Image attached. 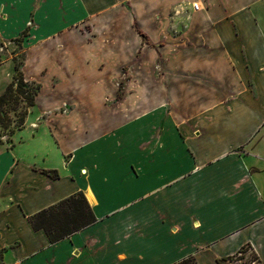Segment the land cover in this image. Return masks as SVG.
<instances>
[{
  "label": "crops",
  "instance_id": "0c3cea01",
  "mask_svg": "<svg viewBox=\"0 0 264 264\" xmlns=\"http://www.w3.org/2000/svg\"><path fill=\"white\" fill-rule=\"evenodd\" d=\"M26 31V80L59 86L0 143V264H218L245 246L264 264V0H0V42ZM135 63L128 108L108 107ZM80 192L95 224L54 244L34 230Z\"/></svg>",
  "mask_w": 264,
  "mask_h": 264
},
{
  "label": "trees",
  "instance_id": "16d2710c",
  "mask_svg": "<svg viewBox=\"0 0 264 264\" xmlns=\"http://www.w3.org/2000/svg\"><path fill=\"white\" fill-rule=\"evenodd\" d=\"M17 73L13 81L7 86L3 94L0 95V126L2 130L11 127L12 119L10 112H15L18 120L17 124L10 129V134L14 135L16 129H22L28 116V109L36 105L41 86L35 82L25 79L24 73L20 71L17 63L14 67ZM24 105L23 111L18 112V106ZM54 179L59 178L57 171H42ZM34 230H44L51 243H57L73 234L87 228L97 222L95 214L88 204L82 192L71 196L60 203L41 211L30 218ZM249 247H243L236 255L217 261L218 264H226L234 258H238ZM178 264H195L192 259L184 260Z\"/></svg>",
  "mask_w": 264,
  "mask_h": 264
},
{
  "label": "rangeland",
  "instance_id": "374dc122",
  "mask_svg": "<svg viewBox=\"0 0 264 264\" xmlns=\"http://www.w3.org/2000/svg\"><path fill=\"white\" fill-rule=\"evenodd\" d=\"M33 14V12H32ZM79 30L81 29V31H84V34L86 37L87 42H90V44L86 45L89 48L92 47H96V42H95V38L93 35H89L88 33H85V30H91V27L86 25V23H84V25H82L81 27L78 28ZM28 36V31L22 33L20 35V37L12 39V41H9L8 43H3L0 42V64H7V63H13V66L15 67V65L18 63L20 65V71H22L24 73V77L25 79H28L25 76V72H24V65L27 59V52L24 49L23 46V42L25 41V39ZM69 54V53H68ZM67 54V55H68ZM137 60H141V55L138 56ZM136 60V61H137ZM95 61V58H94ZM135 61V62H136ZM137 66V63H135L133 66L131 67H125L122 70V73L120 74L119 78L115 79L112 83L108 82L109 86L113 87L116 94L115 97L112 100H107L106 103L108 105V107L114 108L116 109L117 107L119 109H124L126 110V108H128V96L131 95L132 93H134L135 91H137V88L134 87V83L131 84V82L134 80L133 79V71H134V67ZM57 67V64H56ZM36 69H38L37 67H34V73L36 71ZM69 70V69H68ZM53 71H55L53 69ZM71 71V70H69ZM17 73L15 72V70L12 73V79L11 81H9V83L2 89L1 94L4 93V91L6 90L7 86L13 81L14 76ZM72 83L70 85L67 86V88L65 89H76L78 87H76L75 85H77L76 81H71ZM32 83V82H31ZM40 82L39 80H37V82H35L36 85H38ZM74 83V84H73ZM64 84V83H63ZM63 84L61 85L60 88L63 87ZM41 86L40 89V93L39 95H43L44 99L47 100V95H52V90H56V87L59 86V80L54 79L51 83L49 84H39ZM86 85V84H85ZM0 94V95H1ZM37 107V100H36V105L34 107H31L28 109V116L26 118L25 121V125L22 129H16L15 133L23 130L24 128H26L27 126L30 129H36L37 125L41 122H43V120L47 119V115H40L39 116V112L36 109ZM24 108L23 104H20L18 106V112H22ZM56 109L59 110H55L53 111V113H50V118L51 119H56L59 117H54L53 114H70L71 111L74 109L73 105L71 103H69L68 101H62L60 105H58L56 107ZM12 122H11V127L8 130H2L1 126H0V143L3 144L5 147H7L9 150L13 148V145L15 143V139H14V135L10 134V129H12L16 124H17V120L18 118L15 115V112H10L9 113ZM258 138H256L254 140L253 143H256L253 151L255 153V156L259 157L261 162V165L259 167H256L254 169V172L256 173H264V140L260 141V143H257ZM257 144H260V146H257ZM253 145V144H252ZM248 147L245 149H240L241 152H245L248 151ZM226 264H260L259 263V258L257 256V253L253 250V248L248 249L247 251L243 252V254H241L238 258H234L231 262H227Z\"/></svg>",
  "mask_w": 264,
  "mask_h": 264
},
{
  "label": "built area",
  "instance_id": "2783aa9c",
  "mask_svg": "<svg viewBox=\"0 0 264 264\" xmlns=\"http://www.w3.org/2000/svg\"><path fill=\"white\" fill-rule=\"evenodd\" d=\"M194 10L198 11L200 10V5L199 3H195L194 6H193Z\"/></svg>",
  "mask_w": 264,
  "mask_h": 264
}]
</instances>
